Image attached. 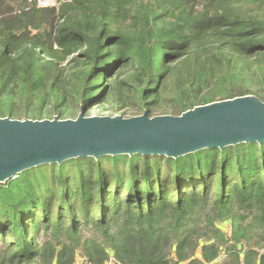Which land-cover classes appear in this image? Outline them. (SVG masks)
<instances>
[{
	"label": "trees",
	"instance_id": "16d2710c",
	"mask_svg": "<svg viewBox=\"0 0 264 264\" xmlns=\"http://www.w3.org/2000/svg\"><path fill=\"white\" fill-rule=\"evenodd\" d=\"M56 1L0 0V98L21 90L86 110L111 95L158 99L173 81L180 115L264 84V0ZM221 254L219 264H264V142L77 158L0 184V264H214Z\"/></svg>",
	"mask_w": 264,
	"mask_h": 264
},
{
	"label": "water",
	"instance_id": "95a60500",
	"mask_svg": "<svg viewBox=\"0 0 264 264\" xmlns=\"http://www.w3.org/2000/svg\"><path fill=\"white\" fill-rule=\"evenodd\" d=\"M0 118V184L40 166L77 158L163 156L264 142V101L247 95L194 107L180 115Z\"/></svg>",
	"mask_w": 264,
	"mask_h": 264
},
{
	"label": "rangeland",
	"instance_id": "374dc122",
	"mask_svg": "<svg viewBox=\"0 0 264 264\" xmlns=\"http://www.w3.org/2000/svg\"><path fill=\"white\" fill-rule=\"evenodd\" d=\"M234 66L241 67L235 60ZM125 79L124 76L119 79V82ZM173 80V79H172ZM96 82L100 83V80ZM173 81L168 83V91L165 92L161 98H146L144 103L139 100V96L128 93L126 101H121L119 98L111 95L103 103H99L94 106H90L85 110V117H101V116H121L124 118H129L133 116H139L143 113H148L147 109L151 112L150 114H156L154 116L174 115L175 114V103H170V99H175L176 91ZM263 88L261 90H258ZM248 89L252 92L251 96H255L260 100H264L262 96H257L260 93L264 96V84L257 85L256 82L250 83ZM73 93H69L68 98L71 97ZM52 95L48 98L43 99V101L35 100L29 101L27 97L21 92V90H16L15 94L10 98L9 95H3L0 98V116L3 118H9L13 120H51L57 118L59 120L75 119L79 115L83 106L79 102H75L72 99H67L62 103H58L59 100ZM146 106V107H145ZM31 113L30 117L19 116L26 109ZM146 108V110H145ZM53 109H59L62 112V117L59 113H53ZM40 112L38 115L37 113Z\"/></svg>",
	"mask_w": 264,
	"mask_h": 264
},
{
	"label": "built area",
	"instance_id": "2783aa9c",
	"mask_svg": "<svg viewBox=\"0 0 264 264\" xmlns=\"http://www.w3.org/2000/svg\"><path fill=\"white\" fill-rule=\"evenodd\" d=\"M36 4L39 8H53L57 6V1L56 0H35ZM226 230H228V232L230 233V227L227 226ZM225 255L221 254L217 260L215 261L216 264H219L221 261H223L225 259ZM214 263V264H215ZM106 264H114L113 261H109Z\"/></svg>",
	"mask_w": 264,
	"mask_h": 264
}]
</instances>
